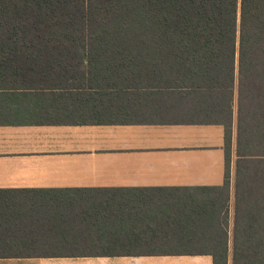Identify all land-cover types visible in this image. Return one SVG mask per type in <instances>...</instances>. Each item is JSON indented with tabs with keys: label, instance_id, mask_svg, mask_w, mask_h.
I'll return each instance as SVG.
<instances>
[{
	"label": "crops",
	"instance_id": "0c3cea01",
	"mask_svg": "<svg viewBox=\"0 0 264 264\" xmlns=\"http://www.w3.org/2000/svg\"><path fill=\"white\" fill-rule=\"evenodd\" d=\"M34 63L0 87V252H41L35 243L47 235L62 253L0 254V264H213L210 255L113 243L149 222L136 201L143 190L224 183V126L202 118L203 104L172 68L181 62ZM235 128L234 90L236 160Z\"/></svg>",
	"mask_w": 264,
	"mask_h": 264
},
{
	"label": "trees",
	"instance_id": "16d2710c",
	"mask_svg": "<svg viewBox=\"0 0 264 264\" xmlns=\"http://www.w3.org/2000/svg\"><path fill=\"white\" fill-rule=\"evenodd\" d=\"M84 56L181 62L202 118L224 126L226 159L236 91L232 204L227 168L221 187L143 190L149 222L113 243L264 264V0H0V87L39 58Z\"/></svg>",
	"mask_w": 264,
	"mask_h": 264
},
{
	"label": "rangeland",
	"instance_id": "374dc122",
	"mask_svg": "<svg viewBox=\"0 0 264 264\" xmlns=\"http://www.w3.org/2000/svg\"><path fill=\"white\" fill-rule=\"evenodd\" d=\"M236 132V130H235ZM236 143V141H235ZM236 147V145H235ZM231 150H230V156H228V158L226 159V168L229 174V178L231 177V185L234 186V177H235V163L236 160L234 159V150L232 149V145L230 146ZM4 228V227H3ZM3 230V229H2ZM1 230V231H2ZM5 230V229H4ZM13 232V236H15V232L16 229H12ZM26 234V233H25ZM2 237H0L1 240ZM37 243H35V248H40L39 251L41 252H0V254H7V253H37V254H48V253H62V252H51L54 251L56 249L60 248V244L61 242L57 240V238L55 237H47V235H44L43 237H40L37 239ZM165 245H161V249L160 251H169L167 249H170L171 247H173L175 245V243H169L166 242L164 243ZM160 244L156 243L154 245V247H158ZM64 248V246H63ZM227 264H231V252H228V262Z\"/></svg>",
	"mask_w": 264,
	"mask_h": 264
}]
</instances>
